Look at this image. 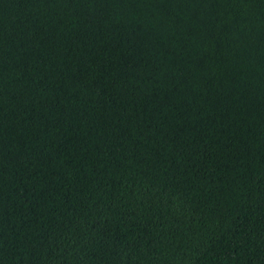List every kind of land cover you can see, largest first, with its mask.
<instances>
[{
    "label": "trees",
    "instance_id": "16d2710c",
    "mask_svg": "<svg viewBox=\"0 0 264 264\" xmlns=\"http://www.w3.org/2000/svg\"><path fill=\"white\" fill-rule=\"evenodd\" d=\"M0 264H264V0H0Z\"/></svg>",
    "mask_w": 264,
    "mask_h": 264
}]
</instances>
